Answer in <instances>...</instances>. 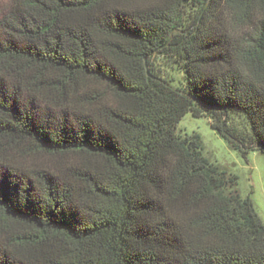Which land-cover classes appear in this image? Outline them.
Returning a JSON list of instances; mask_svg holds the SVG:
<instances>
[{"label":"trees","instance_id":"1","mask_svg":"<svg viewBox=\"0 0 264 264\" xmlns=\"http://www.w3.org/2000/svg\"><path fill=\"white\" fill-rule=\"evenodd\" d=\"M187 113L264 152V0H8L0 264H264Z\"/></svg>","mask_w":264,"mask_h":264},{"label":"rangeland","instance_id":"2","mask_svg":"<svg viewBox=\"0 0 264 264\" xmlns=\"http://www.w3.org/2000/svg\"><path fill=\"white\" fill-rule=\"evenodd\" d=\"M8 0H0V11ZM183 74L176 73L171 85L183 88ZM177 132L184 135L197 133L201 137L204 156L237 179V190L241 197L248 198L264 224V152L249 148L245 154L235 149L211 127L207 116L195 117L187 113L180 120Z\"/></svg>","mask_w":264,"mask_h":264}]
</instances>
